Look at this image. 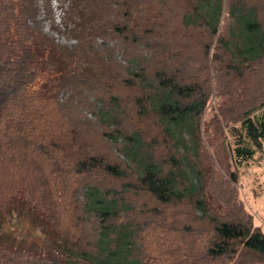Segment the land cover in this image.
Listing matches in <instances>:
<instances>
[{"label":"trees","instance_id":"trees-1","mask_svg":"<svg viewBox=\"0 0 264 264\" xmlns=\"http://www.w3.org/2000/svg\"><path fill=\"white\" fill-rule=\"evenodd\" d=\"M40 2L0 0V264H264V0H59L71 44Z\"/></svg>","mask_w":264,"mask_h":264},{"label":"rangeland","instance_id":"rangeland-1","mask_svg":"<svg viewBox=\"0 0 264 264\" xmlns=\"http://www.w3.org/2000/svg\"><path fill=\"white\" fill-rule=\"evenodd\" d=\"M51 1V9L48 17H43L44 9L43 2H40V14L38 16L39 20L41 21V26L43 27L44 33L53 37L58 43L60 44H71L73 41L66 40L65 35H59L54 31L53 26H59L62 23V14L59 9V0H50ZM164 8L168 9L172 6V0H162ZM58 4V7H57ZM67 5V1L64 2ZM229 24L228 20L222 21L220 25V29L223 33H225L227 26ZM60 28V27H58ZM98 43L101 42L100 39L97 41ZM110 46H116V57L118 60H121V52L120 47L121 43L118 40L110 41ZM213 72H210V90L211 96L214 93V96L211 97L209 101V105L213 104L215 97L214 86L218 83L214 81ZM223 86L225 85L222 82ZM205 117L210 115V111L205 109ZM87 117H91V114H88ZM237 175H238V183L236 187L239 191V198L245 206V214L250 215L253 219V226L258 227L259 230L264 234V142L262 144V148L258 153L254 155V157L248 161L246 164L242 166L235 167ZM192 217V216H191ZM7 222H10V219H6ZM14 224V222L10 223ZM25 227L30 226L28 222L24 223ZM23 225H21L20 229L24 230ZM19 227V226H17ZM35 228V227H34ZM20 229L18 232H20ZM36 233V232H35ZM23 234V232H21ZM48 239L47 243H49V236L46 232ZM26 242H35L37 245H40V241L34 237H28L25 235L24 237ZM53 240V237H50V241ZM50 249H54V247H50ZM239 249V248H238ZM222 264H258L256 262L255 257H250L249 254H246L243 250L238 254V256L225 258Z\"/></svg>","mask_w":264,"mask_h":264}]
</instances>
